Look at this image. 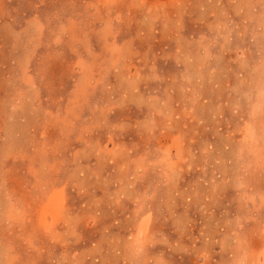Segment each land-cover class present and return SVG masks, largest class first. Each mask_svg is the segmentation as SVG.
I'll return each instance as SVG.
<instances>
[{
  "label": "rangeland",
  "instance_id": "rangeland-1",
  "mask_svg": "<svg viewBox=\"0 0 264 264\" xmlns=\"http://www.w3.org/2000/svg\"><path fill=\"white\" fill-rule=\"evenodd\" d=\"M0 264H264V0H0Z\"/></svg>",
  "mask_w": 264,
  "mask_h": 264
}]
</instances>
